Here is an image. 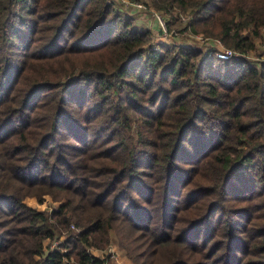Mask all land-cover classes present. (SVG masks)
Here are the masks:
<instances>
[{"label": "trees", "instance_id": "1", "mask_svg": "<svg viewBox=\"0 0 264 264\" xmlns=\"http://www.w3.org/2000/svg\"><path fill=\"white\" fill-rule=\"evenodd\" d=\"M151 1L237 55L146 50L106 0H0V264H105L88 249L114 241L264 264V0Z\"/></svg>", "mask_w": 264, "mask_h": 264}, {"label": "rangeland", "instance_id": "2", "mask_svg": "<svg viewBox=\"0 0 264 264\" xmlns=\"http://www.w3.org/2000/svg\"><path fill=\"white\" fill-rule=\"evenodd\" d=\"M106 2L113 5L114 10L123 17L131 19L136 29L149 32L150 43L144 47L146 50L162 51L174 46H188L199 48L202 54L218 59H220L218 54L231 50L224 47L219 39L209 37L203 33H195L190 26L191 15L188 12L181 13L173 6L156 8L151 0H106ZM256 42L255 50L244 56L247 62L258 66L259 63L264 61V39H259ZM132 132L134 134V130ZM26 203L39 210H47L49 213L56 210L57 207V203L52 202L50 199L47 200V204L44 207H37L35 201L30 199H27ZM249 206L250 210L255 211L258 209L259 204L256 201ZM261 218L263 217L261 216ZM262 225H264V218L258 221V226L253 227V230L261 229ZM70 229L78 231L75 226L74 228L70 227ZM55 246L56 244L49 245L50 248ZM150 250L143 254L144 259L147 257L150 259L148 255ZM142 251L143 249H139L137 252L142 253ZM88 252L105 259V264H133V260L128 255H125L127 253L126 250L119 248L116 241L103 251L90 248Z\"/></svg>", "mask_w": 264, "mask_h": 264}, {"label": "built area", "instance_id": "3", "mask_svg": "<svg viewBox=\"0 0 264 264\" xmlns=\"http://www.w3.org/2000/svg\"><path fill=\"white\" fill-rule=\"evenodd\" d=\"M161 25H163V24H161ZM163 27V26H162ZM236 56L237 55V53L236 52H234L233 50L231 51V50H227V51H225V52H223V53H221V54H218V57L220 58V59H223V60H227V59H231L232 58V56ZM71 228H74V226H71ZM53 245H55V244H57L56 242H54V243H52ZM53 248V247H52Z\"/></svg>", "mask_w": 264, "mask_h": 264}]
</instances>
